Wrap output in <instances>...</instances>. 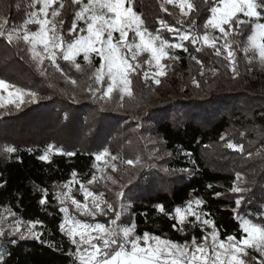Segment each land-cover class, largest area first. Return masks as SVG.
I'll return each mask as SVG.
<instances>
[{"label":"trees","instance_id":"16d2710c","mask_svg":"<svg viewBox=\"0 0 264 264\" xmlns=\"http://www.w3.org/2000/svg\"><path fill=\"white\" fill-rule=\"evenodd\" d=\"M190 2L194 7L185 16L179 7L163 0H131V6L154 33L161 20L181 31L195 20L203 33L214 0ZM37 8L34 0H0V22L7 21L0 29L5 32L0 36V79L40 97L19 108L11 105L0 118V211L14 213L25 224L39 222L33 231L41 233L39 240L9 238L0 249L3 264H74L75 247L59 229L64 213L55 193L62 191L73 172L77 181L88 184L97 172L95 155L105 150L124 159L134 151L144 156L151 153L154 165L134 174L123 197L130 203L122 221L134 222L138 235L148 232L181 244L193 237L203 242L201 237L209 228L193 218L181 227L174 219V209L194 199L204 202L200 210L210 214L207 217L215 222L221 239L240 238V217L264 224V72L250 68L239 50L251 24L236 25L242 34L229 37L239 45L233 46L235 73L223 51L220 55L209 47L197 51L186 41L188 52L170 50L179 59L164 61L167 74L160 84L143 78L148 69L144 64L140 74L131 77L130 96L116 92L106 104H99L86 97L98 88L94 72L99 60L89 65L80 57L79 70L63 60L57 62L59 69L40 68L23 41L7 42V31L19 27L26 14ZM54 8L60 10L56 20H64L66 34L79 5L58 0ZM82 26L78 22L77 30ZM160 34L175 42L166 29ZM229 143L243 145V151L229 148ZM49 146L65 154H52L51 163L39 159ZM6 147L16 150L9 153ZM69 152L74 155H66ZM237 181L249 190L234 192ZM95 188L112 198L102 185ZM45 189L47 203L41 204ZM161 204L169 215L158 211L156 206ZM69 209L78 219L89 221Z\"/></svg>","mask_w":264,"mask_h":264},{"label":"snow or ice","instance_id":"6c2138e0","mask_svg":"<svg viewBox=\"0 0 264 264\" xmlns=\"http://www.w3.org/2000/svg\"><path fill=\"white\" fill-rule=\"evenodd\" d=\"M35 4L41 5L37 11L28 12L27 18L19 26H13L7 31V42L11 44L15 41H23L28 46L32 60L38 66H42L45 60L51 62L52 66L59 69L58 60H63L74 65L77 70L81 68L78 58L91 65L93 58L99 59V66L95 68V81L104 88L102 96L110 98L114 90L131 95V77L139 75L143 65L147 64L148 69L143 71V78L150 77L160 84L159 77L165 76L167 65L166 60L179 59L178 56L170 54V50H182L188 52L185 46L186 41L192 45L201 44L215 50L216 55L221 54V47L226 51V58L229 61L233 73L236 71V55L234 45H238L235 39L230 36L242 33L235 27L236 25L251 24L250 34L246 42L239 50L245 56L251 54V59H258L264 63V0H214L210 5V16L203 24V33L196 30V22L193 20L186 31L174 28L165 21H159L160 28L156 32L149 30L141 17L131 6V0H72V3L79 5V10L75 11L70 28L67 33L63 31L64 20H56L61 15L60 10L52 8L57 0H34ZM165 3L176 5L184 15L192 10L194 5L190 0H165ZM127 5V6H126ZM31 6V5H30ZM64 7L63 3L60 8ZM51 19L49 18V9ZM247 17V20L240 16ZM83 22V26L78 29V22ZM7 21L0 22V29L4 28ZM29 25H38L37 30H30ZM227 26V27H225ZM161 29H166L173 34L172 42L165 39L161 34ZM218 32L219 35L213 33ZM131 34V35H130ZM5 32L0 31V36ZM66 35L70 38H66ZM223 40L221 47H217V41ZM197 51L200 48L197 47ZM147 54L143 61L138 57ZM195 59V57H193ZM198 64L202 61L197 60ZM107 86L105 88V79ZM75 83V81H73ZM198 86V85H197ZM0 92H7L9 103H15L19 108L24 102V97L29 96L35 100L37 93L26 90L5 79H0ZM3 96H0V107H3ZM229 148L243 151V145L228 144ZM54 146H49L46 154L39 159L51 163L50 155ZM6 152H14V147H6ZM57 154H65L57 150ZM72 156L74 153H66ZM107 153L96 155L97 161L101 160ZM128 164L134 162L129 160ZM183 171H189L184 169ZM76 173H72V179L62 185L66 191L55 193V198L60 203V211L64 213L62 222L59 225L60 231L66 235L75 247L71 253L74 257V264H247L243 256H247L246 249H255L264 254V224L255 223L250 219L239 218V228L241 236L238 239L235 235H227L221 239L215 222L204 218L208 213L200 210L203 201L200 199L190 200L184 207L174 209V219L183 225L189 217H194L195 221L211 229L206 235L201 237L203 241L198 242L193 237L191 242L178 243L161 236L148 232L142 235L136 234V225H123L118 223L123 214L125 205L121 203V211H116L111 203L106 201L103 193H96L89 190L83 182L76 180ZM95 181V176L88 181L89 184ZM79 183V191L83 195V202L73 195L71 185ZM249 189L233 188L234 192L242 193ZM44 195L40 203H47V190H43ZM121 192L118 196L121 200L124 197ZM70 205L80 216L95 219L97 215H107L114 213V217L107 223H89L78 219L70 213L66 206ZM130 203V202H129ZM241 199L236 200V205L240 206ZM158 211L169 215L164 206L157 205ZM14 215V213H11ZM24 221L17 219L14 226H11L9 235H18L21 239L33 238L39 240L41 233L33 231L39 222L29 221L26 231H21ZM175 228L176 225L174 224ZM5 236V231L0 229V237ZM211 239V245L208 240ZM15 241H13L14 243ZM0 264L3 258L0 257ZM264 264V260L261 261Z\"/></svg>","mask_w":264,"mask_h":264},{"label":"rangeland","instance_id":"374dc122","mask_svg":"<svg viewBox=\"0 0 264 264\" xmlns=\"http://www.w3.org/2000/svg\"><path fill=\"white\" fill-rule=\"evenodd\" d=\"M57 2H58V0H57ZM83 2L86 3L87 0H83ZM163 3L165 4V0H163ZM163 3H162V5H163ZM54 6L55 5H53L52 8H54ZM40 7H41V5L38 4V8L35 11H37ZM52 8L49 9V18L50 19H51ZM162 11H163V9H162ZM185 11H188V9H185ZM163 12H165V11H163ZM182 14L183 13L181 12V15ZM34 27L36 29H33V30H37L38 25H34ZM198 31L201 33L200 29H198ZM214 35H217V34H214ZM218 35H219V33H218ZM222 44H223V40L217 41V47H221ZM205 47H207V46H203L202 43H201L200 51H202ZM27 48H28V46H27ZM195 49H197V48L195 47ZM221 51H223L224 56L226 57L227 53H226V51L223 50L222 47H221ZM250 57H251V54H249V56H244V59H245L247 65L250 68H257L258 70H261L262 72H264V63H261L259 61L258 56L255 59H251V62H249ZM81 59H82V61L84 63H86L83 60V57H81ZM78 60H79V58H78ZM97 60H99V59L94 57L92 64H94V62L97 61ZM32 61L34 63H36L34 60H32ZM51 65L52 64H51L50 61L45 60L44 64L42 66H39V67L40 68H45L46 66H51ZM94 76H95V72H94ZM160 78L161 77H159V79ZM107 83H108V81H107V78H106L105 79V88L107 86ZM130 90H131V86H130ZM103 91H104V88H101V86L98 84V88H96L94 90H91V91H88L86 97H90V98L96 100L99 104H106L111 99V96L114 93H116V92L120 93L122 95V97L130 96V95H127L125 93L120 92L117 89V90H114V92L111 94V96L109 98L107 96H102V92ZM0 96H3V98H4L3 101H2L4 106L0 107V118H1L4 114H6L7 110L9 109V107L11 105H16V104L8 102L9 98H8L7 92H0ZM39 100H40V97L37 95L35 100H34V102H38ZM71 100H75L73 98V96H71ZM29 101H33V99L31 97H29V96H25L24 97V102H29ZM41 118H42V116L39 117V120ZM57 150H59V149L53 148V153L52 154H57ZM105 152L107 153V155L103 156L102 159L99 160V161L96 160V171L97 172H96V176H95V181L93 183H91V184L88 183V184H86V185L84 184V185L89 190L94 191V192H96L98 194L99 193H103L104 199L106 201H108L109 203H111L113 205V207L115 206L114 209L116 211H121V207L120 206H121V203H123L125 205V208L123 209V214L121 215V219H120V221L118 223L123 224V225H130V224H126V223H124L122 221L123 217L125 216V214L128 211L129 203H127L124 199L121 200V198L118 196V194L121 193V192L124 193L126 185L128 184V182L131 179L134 178V174H136L138 171L144 170L146 168V166H148V165H150V166L154 165L152 163V160H151L152 159L151 158L152 157L151 153L148 152L149 154H146L144 156L140 151H134V153L130 154V156L127 159H124L123 157L113 156L108 150H105V151H103L101 153H105ZM95 157H96V155H95ZM129 160L133 161L134 163L131 164V165L128 164L127 161H129ZM98 184H100V185H102V187H105L108 190H110L109 192L112 194V198L111 199H108L107 196H105L104 192H99V191L96 190L95 187ZM241 184H242L241 181H237V183H236L237 187H239V188H241ZM71 187L73 189L72 195L76 199H78L81 202H83V195L79 191L80 185L78 183H73L71 185ZM62 191H66V189H62ZM194 200H196V199H194ZM68 205H70V202L68 203ZM69 207L72 209L73 212H75L74 208L71 205ZM70 213H71V210H70ZM77 214L79 215V213H77ZM80 217L87 218L89 220L87 222H89V223H97V222H99V223H107L111 218L114 217V213L113 212H109L107 215H97L95 217V219H93L91 217H85V216H80ZM191 218H193L195 220L194 217H189L187 222H189V219H191ZM204 218L209 219L207 216L204 217ZM99 219L103 220V222H100ZM16 220H17L16 216L12 215L10 212L5 211V210L4 211H0V229H3L5 231V236L4 237H0V249L3 246V244L9 238L14 237V236H18V235H9V232L11 230V226H14ZM198 223H200V222H198ZM180 226L183 227L184 224L180 225ZM202 226L206 227L208 229L207 226H205L203 224H202ZM27 227H29V225L23 223L21 225V231H26ZM210 231H211V229H210ZM207 243H208L209 246L211 245V239L210 238H209ZM246 251H247L248 255L247 256H243L242 258L245 259L247 264H261V261L264 260V254H261L260 252L256 251L255 249L249 248V249H246Z\"/></svg>","mask_w":264,"mask_h":264},{"label":"built area","instance_id":"2783aa9c","mask_svg":"<svg viewBox=\"0 0 264 264\" xmlns=\"http://www.w3.org/2000/svg\"><path fill=\"white\" fill-rule=\"evenodd\" d=\"M162 9H163V11H165V12L167 11V10H166V7H163V6H162ZM182 16H185V15H182ZM196 30L198 31L197 26H196ZM195 47H196V48H197V47L201 48V44H197V45H195Z\"/></svg>","mask_w":264,"mask_h":264}]
</instances>
